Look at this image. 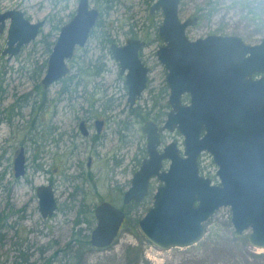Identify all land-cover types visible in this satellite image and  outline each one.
<instances>
[{"label":"rangeland","instance_id":"obj_1","mask_svg":"<svg viewBox=\"0 0 264 264\" xmlns=\"http://www.w3.org/2000/svg\"><path fill=\"white\" fill-rule=\"evenodd\" d=\"M155 1L89 0L91 7L101 14L98 25L87 44L77 48L73 58L67 61L70 72L66 79L54 83L45 93V98L54 102L52 109L57 128L68 130L77 117L88 121L102 119L106 125L104 133L110 135L109 131H115L118 122L125 119L126 110L118 115L117 105H125L126 92L108 54L106 40L122 41L129 32L139 38L145 37L150 44L147 52L151 53L148 65L152 83L142 98L146 102L141 100L138 105L151 115L163 106L160 121L165 120L169 111L164 107L168 98V87L167 91L163 89L166 72L154 55L162 46L157 37L161 14L157 12L151 16L149 13ZM77 4L78 0H0V12L20 10L34 23L51 19V24L45 26L37 40L11 60L3 56L7 40L6 35H0V225L8 226L0 231V264H126L125 250L139 245L141 264H264V250L254 249L247 243L248 233L241 238L232 235L234 230L228 209H221L206 222L205 236L193 246L161 251L150 245L138 231L137 222L152 206L153 194L159 186L155 179L150 182L149 196L140 204L129 206L124 227L110 247L94 249L86 245L96 225L94 208L101 202H111L118 208L123 206V194L145 157L146 141L140 132L143 122H135V133L124 144L116 142L117 137L113 135L111 142L115 146L111 152L101 147L94 151L88 140H82L84 143L76 152L65 147L57 150L58 171L48 175L53 181L58 205L51 219L42 217L34 189L27 186L28 179L35 181L37 187L46 185V175L38 174L33 167L34 147L29 142L26 145L31 165L28 175L9 191L7 181L13 183L14 180L12 176L5 177L8 165L4 159L9 158L11 164L17 156L12 145H18L19 140L25 142L18 135L27 132L28 122L33 117V102L38 98L33 89L45 73L59 25L71 20ZM179 18L181 21L198 18L197 24L186 31L189 40L211 35L239 36L256 44L264 39V0H181ZM48 33L53 34L46 38ZM101 65L104 68L98 73ZM62 89H66L67 94L60 97L58 93ZM74 94L82 99L75 100ZM17 98L22 100L19 106ZM116 99L118 104L106 114L108 105ZM137 111L144 114L142 109ZM13 129L17 133H12ZM7 141H11V148L6 157ZM66 154H72L69 163L65 162ZM90 156L92 164L88 170L86 163ZM215 171L211 157L200 158L199 173L213 184L218 182ZM81 173L89 176L87 182L79 178ZM21 208L27 210L23 216L19 214ZM136 255L132 250L130 257Z\"/></svg>","mask_w":264,"mask_h":264},{"label":"water","instance_id":"obj_2","mask_svg":"<svg viewBox=\"0 0 264 264\" xmlns=\"http://www.w3.org/2000/svg\"><path fill=\"white\" fill-rule=\"evenodd\" d=\"M179 5L180 0H156L151 6L152 14H161L157 36L164 46L156 56L167 72L172 111L161 128L152 123L141 128L146 135L147 157L133 175L122 203H141L155 178L161 185L153 194L151 208L137 224L153 247L167 251L195 245L205 236V224L214 213L229 208L234 236L241 238L248 233L247 243L264 250V39L253 47L236 37L209 36L191 42L185 31L196 22H181ZM99 19V10L91 7L89 0H79L75 15L60 29L47 59L41 82L45 89L69 73L67 61L76 48L86 45ZM0 20L1 32L9 21L4 50L9 60L35 41L44 26V21L33 23L20 10L0 14ZM141 46L131 40L124 48L111 47L121 74L129 70L126 86L130 107L145 90L149 72L137 57ZM255 74L260 77L252 80ZM184 93L191 98L186 108L179 106ZM174 127L185 138L182 157L175 143L158 152L160 133ZM202 130L205 134L199 138ZM202 151L209 153L218 168V186L199 173ZM23 154L20 152L14 162L17 178L26 171ZM166 161L168 166L163 170ZM38 197L42 217L51 218L57 211L52 188L40 187ZM93 216L96 225L90 234L91 247H110L119 235L124 212L101 202Z\"/></svg>","mask_w":264,"mask_h":264},{"label":"flooded vegetation","instance_id":"obj_3","mask_svg":"<svg viewBox=\"0 0 264 264\" xmlns=\"http://www.w3.org/2000/svg\"><path fill=\"white\" fill-rule=\"evenodd\" d=\"M78 2H79V0H78ZM77 6H78V4H77ZM179 7H180V5H179ZM7 12H9V11H7ZM7 12L1 11L0 14H4V13H7ZM157 12L159 13V11H155L152 14L151 13V7H150L149 13H150L151 16H154V14H156ZM100 17H101V14H100ZM26 18H27V16H26ZM27 19H29V18H27ZM189 20H195L196 23L193 25V27L198 22V18H189ZM42 21H44V26L41 28V31H40L39 36L43 33V31L45 29V26L48 25V24H51V19L50 18H45V19L41 20L40 22H42ZM184 21H181V22H184ZM40 22H37V23H40ZM2 23L3 22L0 20V25ZM160 24H161V20H160ZM64 25H62V26L59 25L58 34H59L60 29ZM97 25H98V23H97ZM96 26H95V28H96ZM8 27H9V21H6V26L3 29V32L0 31V35H6V40H7V37H8V29H9ZM92 33H93V31H92ZM92 33H91V35H92ZM52 34L53 33H48L46 35V38H49ZM91 35H90V37H91ZM186 36H187V33H186ZM211 36H221V35H211ZM207 37H209V36H207ZM221 37H236V38H239L243 42V44L245 46H247V47H253L255 45H258L260 43V41L262 40L261 39L256 44H251V43L246 42L244 39H242L239 36H221ZM158 39L161 40L159 37H158ZM187 39H188V37H187ZM201 39H204V38H201ZM104 40H106V39H104ZM131 40H135V41L137 40L140 44H142V46L137 51V57H138V60H139V62L141 64V66L147 68L149 70V72H148V74L146 76V87H145V90L142 92V94L139 97H136L135 98V102H134L133 106L130 107V105L127 102V99H128V91L127 90L128 89H127V86H126V75H127V73H128L129 70H128V68H126L125 71H124V73L121 74L120 62L112 54L111 47L112 46H115V47H117L119 49L120 48H124V47L127 46L128 41H131ZM196 40H198V39H196ZM196 40H189V41L194 42ZM106 42H107V45H109L108 46V50H107L108 51V54L112 58V60L114 61L115 65L117 67V77L120 80L123 81V88H124V90L126 92V95H125V97H126L125 98V105L124 104L123 105H119L118 104L117 99L119 100V103H120V101L122 99L121 96H119V97H117L116 102H114V100L112 102H110L111 105H108L107 111H105L106 114L110 113L111 109L112 108L114 109V107H116L117 104H118L117 105V109H118L117 114L118 115L121 114L122 112H124L123 110H126L125 111L126 112L125 119L124 120H120L118 122L119 126L117 127V129L115 131L114 130H110L109 131V134L110 135H107L106 133H104L105 130H106L105 129V126L106 125H105V121L104 120H102V119L101 120H98V119H94L93 120V118H92L91 121L90 120L88 121L87 119H82V118H79V117L75 118L74 121L72 123H70V128L68 130H65V129L64 130H60L59 128H57L56 125H55V123H54L55 110L52 109V105L54 104V102L53 101H50V99L47 100L45 98V93H46V91H47L48 88L45 89L42 86V84H41L42 79L45 76V73H44L43 76H42L41 81L39 82V84L36 87H34V89H33L34 90L33 93L36 94L38 96V98H37V100H35L33 102V106H34V107H32L33 117L31 119V121L28 122V126H29L28 127V130L22 136L18 135V138L19 139L20 138H23L25 140V142H22V140H19V144L18 145H12V151L14 153L16 152V154H17L16 158L18 157V155H19L20 152L23 151V153H24L23 155L25 156V160H26V166H25L26 171H25L24 176L19 177V178L16 177V171H15V166H14L15 165L14 162H15L16 158H15V160L13 162H11V164H10V159L9 158L8 159H4V162L8 165L7 168H6V171H5V174H6L5 177L9 178L10 176H12L13 178H11V177L10 178L12 180H14L13 183H11L12 181L11 182L10 181H7V187L9 188V191H10L11 188H12V186L14 184H17L19 180H24L25 181V178L28 175V172H29V169H30V166H31L30 165V157L28 156V151L26 150V145L28 144V142L31 145H33V147H34V155H33L32 161H33V167L35 169V172H37L38 174L43 173V174L46 175V185H40V186L37 187L35 181H33L32 179H28V181L26 180L27 186H30L31 188L34 189L35 198H37V201H38V208H39L38 211L39 212H40V201H39V197H38V189L40 187H42V186H45V187L50 186L52 188V190H53L54 196H55V193H56L55 188H54V185H53V181L51 179H49V176L48 175L49 174L52 175L51 173L55 174L58 171L57 160H60V159L56 157L57 150H61L62 148L65 147L66 149H72L73 152H76L77 149L80 147V144L81 143H84V142H81V141L82 140H84V141L88 140V144L90 146L92 145L94 151H97V147H101V148H105V149L108 148L109 152H111L114 149V146H115L114 144L112 145V142H111V140L113 139V137H112L113 135H116V137H117L116 142H118V143L120 142V143H123L124 144L127 140H130L131 136L134 135V133H135V122H137V121H138V123L143 122L142 123L143 124L142 127L144 125H146L147 123H152V124H154L157 127V129H159V128H161L166 123L168 114L171 113V111H172V107L169 104V88H168L167 103L164 106L166 109H169V111L166 114V118H165V120L163 122L160 121V118H161V109H162L163 106L160 108V110H158V112H156L155 114L152 113V115H151V113H149V112L146 113L144 111L145 110V107L144 108H140L139 107L140 105H138V103H140V101L142 100L144 93L146 91L149 92V88H150V85L152 83V78L149 77V75L151 73V67L148 65V62H149L150 54L151 53L150 52H147V49H148V47L150 45L149 44V41L147 39H145V37L144 38L143 37H140L139 38V37H136V35L133 32H129V33H127V35L125 36V38L122 41H119V40H112V41L111 40H106ZM110 42H111V44H109ZM161 42H162V46H164L162 40H161ZM54 43H55V41H54ZM54 43L51 45L50 53L52 51V48L54 46ZM26 46H28V45H26ZM26 46H24V48ZM161 47H159V48H161ZM157 51L154 54L156 58H157V56H156ZM3 56L7 57L8 60H9V55H4V51H3ZM248 56H249V53L245 55V57H248ZM46 66H47V64H46ZM46 66H45V71H46ZM102 68H104V65H101V68H98V71L99 72L102 71L103 70ZM165 72H166V70H165ZM166 75H167V72H166ZM65 77L62 78L61 80H59L58 82H61V81L65 80L66 79ZM259 77H260V75L255 74V75H253L251 77V79L252 80H256ZM167 87L168 86L166 84V77H165V85H164V88L163 89H165V91H167ZM65 90L66 89H62V90L59 91L58 94H59L60 97L62 95L67 94V91H65ZM151 90H152V88H151ZM74 99L78 101L79 99H82V97L79 98V96H77V95L74 94ZM153 99H154V97H153ZM164 99H165V97H164ZM179 99H180L179 100V106L180 107H183V108L189 107V105H190V99H191L190 98V94L184 93L183 95L180 96ZM17 100H18V103H17V105H18L19 102H21L22 100H19V98H17ZM142 101L143 102H146V99H143ZM154 104H155V106H157V103L155 102V100H154ZM80 108L82 109V105H81ZM137 109H142V111H144V114L138 112ZM176 113L177 112H175V114ZM35 114H36V117H35ZM141 128H140V132H141ZM12 133L15 134L17 132H15L14 129H13L12 130ZM204 134H205V130H202L199 133V138H202L204 136ZM141 135L145 138V141H146V135L144 133H142V132H141ZM109 136H111V137H109ZM13 139H11V140H13ZM184 140H185L184 136L179 131H177V128L176 127H174V130H172V131H170V130H164L163 132L160 133V136H159V148H158V152L161 153V151L163 149H165L168 145H170L171 143H175L177 145V149L179 151V154L182 157L183 154H184V150H185V148H184ZM10 142L11 141H7L5 143L6 146H7V150L5 151L6 157L9 156V153H10V148H11L10 147L11 146ZM146 143H147V141H146ZM143 155H145V157L141 160V162L147 157L146 145H145V150H144ZM203 156H207L208 158L211 157L208 152L202 151L199 154V156H198V167H199V160ZM71 157H72V154H70V155H67L66 154V156L64 155L65 162L66 163H69V160H70ZM141 162L139 164V167L141 165ZM211 162H212V166L215 167L216 168V171H217L218 168L214 164V162L212 160V157H211ZM91 164H92V159H91V156H90L88 158V160H87V163H86V167H87L88 170L91 169ZM77 165L80 166V163L78 162ZM167 166H168V161H166V162L163 163V170H165L167 168ZM216 171H215V176H216ZM133 175H132V177H133ZM79 178H81L82 181H85L86 182L89 179V176H86V175H84V173H81V175H79ZM154 179L155 178L151 179V181L154 180ZM207 179H209V178H207ZM209 180L211 181V179H209ZM156 182H158V181L156 180ZM130 184H131V181L129 182V185ZM158 184H159V186L161 185L160 182H158ZM211 185L212 186H218L219 185V180H218L217 184H213V181H211ZM8 188H7V190H8ZM75 189H77V188H75ZM148 196H149V194H148ZM122 199H123V197H122ZM108 203L112 204L111 202H108ZM135 204L136 203H134V202H131V203L127 204V205H124L122 203L123 206L122 207H119V209H121L124 212V214H125V219H124L123 224H122V226L120 228L119 234L122 231V229L124 227V224H125V222L127 220L129 206L135 205ZM113 206L116 207L115 205H113ZM8 207H9L8 210L10 212L11 211L10 205H8ZM116 208H118V207H116ZM57 209H58V205H57ZM221 209H228L229 210V208H220L218 211H216L214 213V215L216 213H218ZM25 211H27L26 208H24V209L21 208L19 210V214L21 216H23V215H25V214H23V212H25ZM147 211H148V209H147ZM55 213L53 214V216L55 215ZM228 213H229V216H230V223H231V213H230V210H229ZM7 214H9V213H7ZM7 217H8V215H7ZM137 224H138V222H137ZM231 226H232V224H231ZM6 227H8V226L5 225V224L0 225V231L2 230V228L5 229ZM233 235H234V233H233Z\"/></svg>","mask_w":264,"mask_h":264},{"label":"trees","instance_id":"obj_4","mask_svg":"<svg viewBox=\"0 0 264 264\" xmlns=\"http://www.w3.org/2000/svg\"><path fill=\"white\" fill-rule=\"evenodd\" d=\"M97 68V67H96ZM95 68V70H96ZM44 70V68L42 69ZM41 70V71H42ZM98 71V69H97ZM66 91V90H65ZM87 182V181H86ZM2 220V219H1ZM76 223H79V221L77 220ZM232 234V233H231ZM233 235V234H232ZM89 242H86V245L89 247ZM91 246V245H90ZM140 245L139 247H128L127 250H125V255H126V264H141L142 263V253L141 251H139L140 249ZM132 250H135L137 252V255L135 257H130V254H132ZM46 264H50V263H46Z\"/></svg>","mask_w":264,"mask_h":264}]
</instances>
